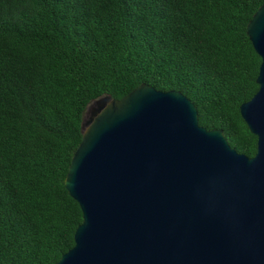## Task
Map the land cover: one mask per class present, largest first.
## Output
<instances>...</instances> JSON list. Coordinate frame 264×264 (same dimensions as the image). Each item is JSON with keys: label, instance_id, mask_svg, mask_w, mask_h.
<instances>
[{"label": "trees", "instance_id": "obj_1", "mask_svg": "<svg viewBox=\"0 0 264 264\" xmlns=\"http://www.w3.org/2000/svg\"><path fill=\"white\" fill-rule=\"evenodd\" d=\"M264 0H0V264H54L82 220L65 188L88 103L141 83L178 90L199 125L252 157L239 107Z\"/></svg>", "mask_w": 264, "mask_h": 264}, {"label": "water", "instance_id": "obj_2", "mask_svg": "<svg viewBox=\"0 0 264 264\" xmlns=\"http://www.w3.org/2000/svg\"><path fill=\"white\" fill-rule=\"evenodd\" d=\"M258 89L239 107L256 152L141 83L86 106L64 184L82 220L54 264H264V2L246 24Z\"/></svg>", "mask_w": 264, "mask_h": 264}]
</instances>
